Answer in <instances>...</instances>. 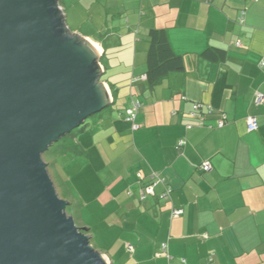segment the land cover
Masks as SVG:
<instances>
[{"label":"crops","instance_id":"0c3cea01","mask_svg":"<svg viewBox=\"0 0 264 264\" xmlns=\"http://www.w3.org/2000/svg\"><path fill=\"white\" fill-rule=\"evenodd\" d=\"M59 4L68 31L95 53L111 102L74 140L81 153L46 160L94 248L108 264H264V102L256 103L264 96V0ZM154 29L166 33L184 70L150 87ZM209 49L224 57L209 59ZM196 103L205 126L188 116ZM248 117L258 119L257 131H248ZM205 162L210 172L201 171ZM153 173L164 182L142 201Z\"/></svg>","mask_w":264,"mask_h":264},{"label":"water","instance_id":"95a60500","mask_svg":"<svg viewBox=\"0 0 264 264\" xmlns=\"http://www.w3.org/2000/svg\"><path fill=\"white\" fill-rule=\"evenodd\" d=\"M59 0H0V264H108L45 162L111 104Z\"/></svg>","mask_w":264,"mask_h":264},{"label":"trees","instance_id":"16d2710c","mask_svg":"<svg viewBox=\"0 0 264 264\" xmlns=\"http://www.w3.org/2000/svg\"><path fill=\"white\" fill-rule=\"evenodd\" d=\"M149 38L150 48L147 56L146 75L149 86L153 87L165 79L169 74L183 71L184 64L182 58L172 51L166 33L163 30H151ZM205 56L211 60H218L224 57V52L209 49L205 53ZM85 125L86 123L63 137L59 143L55 144L44 156L45 162L48 157L53 154L57 155L62 152L81 153L79 148L75 145L74 140L78 134L82 132Z\"/></svg>","mask_w":264,"mask_h":264},{"label":"built area","instance_id":"2783aa9c","mask_svg":"<svg viewBox=\"0 0 264 264\" xmlns=\"http://www.w3.org/2000/svg\"><path fill=\"white\" fill-rule=\"evenodd\" d=\"M244 15H242L240 17V22L243 23L244 22ZM264 102V96L260 93L256 94V103L257 104H262ZM140 107V103L136 102L133 106L132 109H130L128 111V121L130 122H134L135 121V117H136V113L138 111V108ZM203 106L200 103H196L193 105L192 111L188 114V116L191 119H196L199 120V126H205V121H204V116L200 114L201 110H202ZM226 116H223V119L220 120L218 122L217 127L222 128L226 125ZM188 128H191V126H188ZM247 128L249 132H254L257 131L259 128V124H258V119L256 117H248L247 118ZM134 129L137 130L139 129L138 125H134ZM185 145L184 141H180L179 142V148H182ZM201 171L203 172H210L212 170V166L209 162H205L201 165ZM164 181L160 178V176L157 173H153L150 176V183L144 187L141 188V200L144 201L146 200L149 196L154 195V189L155 186L158 185L159 183H163ZM163 198L168 199L169 195L167 193H165L163 195ZM183 214V210L181 209H176L172 212V217L173 218H179L181 215ZM167 253V246L164 245L163 247V254ZM211 259L210 262L208 264H211Z\"/></svg>","mask_w":264,"mask_h":264},{"label":"rangeland","instance_id":"374dc122","mask_svg":"<svg viewBox=\"0 0 264 264\" xmlns=\"http://www.w3.org/2000/svg\"><path fill=\"white\" fill-rule=\"evenodd\" d=\"M48 160V159H47ZM60 196V195H59ZM69 208V207H68ZM68 210V209H67ZM68 212H69V210H68Z\"/></svg>","mask_w":264,"mask_h":264}]
</instances>
